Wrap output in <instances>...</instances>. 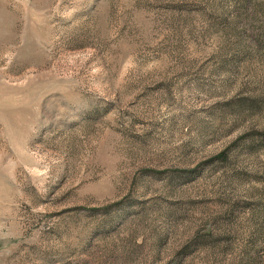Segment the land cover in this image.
<instances>
[{"label": "rangeland", "instance_id": "rangeland-1", "mask_svg": "<svg viewBox=\"0 0 264 264\" xmlns=\"http://www.w3.org/2000/svg\"><path fill=\"white\" fill-rule=\"evenodd\" d=\"M0 264H264V0H0Z\"/></svg>", "mask_w": 264, "mask_h": 264}]
</instances>
